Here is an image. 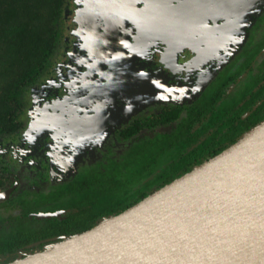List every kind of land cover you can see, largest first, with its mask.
<instances>
[{
    "label": "rangeland",
    "instance_id": "rangeland-1",
    "mask_svg": "<svg viewBox=\"0 0 264 264\" xmlns=\"http://www.w3.org/2000/svg\"><path fill=\"white\" fill-rule=\"evenodd\" d=\"M94 6L92 0H64L59 46L51 57L49 69L24 94L19 137L23 139L25 148L45 139L54 144L51 156L69 155L80 160V156L86 155V163H83L86 165L82 167L80 162L76 163L72 170L76 174L66 180V184L57 187L53 184L56 181L52 180V185L44 183L33 188L35 192L24 191L22 196L33 204L32 210L44 205L52 208L60 202L68 205L86 203L94 194L100 195L96 186L88 189L75 185L83 176L95 185H108L107 178L121 179L127 188V185L137 182L140 172H145L146 161L152 163V174L159 169L162 172L164 160L162 154L157 155L154 143L135 140L155 139L172 131L187 116L188 107L195 101L181 102L188 95L185 94L187 89L172 87L166 82H150V71L144 67H139L135 80L131 78V63H136L135 58L123 50L124 47L113 45L111 35L98 38L99 51L109 60L111 67L100 69V73L92 67L91 76H87L86 37L91 32L86 31V21L92 19L91 24L103 25ZM256 71L264 72V57L258 62ZM164 106L178 107L179 116L153 127L146 125L145 120ZM44 115L55 116L56 120L48 129L40 131L39 123ZM159 139L155 142H163ZM11 145L2 141L0 150L6 152ZM154 157H158V161L155 162ZM66 164L61 163L59 171L68 170ZM65 174L62 172L60 176L64 178ZM10 184L11 178L0 173V189ZM138 186H134V191H138ZM15 203L14 206L1 207L2 214L17 215L24 218L26 224L33 218L39 219L35 211L25 217L22 203Z\"/></svg>",
    "mask_w": 264,
    "mask_h": 264
},
{
    "label": "trees",
    "instance_id": "trees-1",
    "mask_svg": "<svg viewBox=\"0 0 264 264\" xmlns=\"http://www.w3.org/2000/svg\"><path fill=\"white\" fill-rule=\"evenodd\" d=\"M63 5L64 0H0V139L22 127L20 115L25 106V91L46 73L59 46ZM234 84L229 87L226 80L209 83L194 102L190 101L187 116L172 131L158 137L163 142H155L158 138L135 140L154 143L157 155L162 154L164 160L162 172L159 169L152 174V163L146 161L145 172H140L137 182L127 188L121 179L107 178L108 185H95L84 178L74 184L88 189L96 186L100 195L72 205L61 216L39 215L38 220L33 218L29 224L24 218L5 216L0 210V264L91 229L239 141L264 121V97L252 95L264 92V82L254 85L247 82L239 87ZM179 113L178 107L171 108L145 120V124L153 127L169 122ZM152 159L158 161V157ZM1 171L19 175L12 165ZM136 185L140 187L138 191H134ZM29 210L24 207L25 217H29Z\"/></svg>",
    "mask_w": 264,
    "mask_h": 264
},
{
    "label": "flooded vegetation",
    "instance_id": "flooded-vegetation-1",
    "mask_svg": "<svg viewBox=\"0 0 264 264\" xmlns=\"http://www.w3.org/2000/svg\"><path fill=\"white\" fill-rule=\"evenodd\" d=\"M92 1L95 3V0ZM106 1L113 2L117 8L118 2L130 1L134 4L135 1L141 0ZM148 1L151 2L152 7L158 6L161 1L162 7L160 12L158 10L152 15L147 14L148 17L145 12L135 10V16L145 24V28L142 29L144 33L132 21L110 30L95 4L97 16L103 25L91 24L92 19L86 21V31L91 32L86 37L87 76H91L92 67L96 68L98 73L102 68L108 70L111 67L109 60L100 53L98 46L100 35L106 37L111 35L109 37L113 45L116 43L117 46L124 47L123 50H127L135 58L136 63H131L133 67L131 78L137 77L139 67H144L150 71V75L148 74L150 82H166L172 87L187 89L185 94L188 95L181 101L183 103L196 99L208 83L219 80L229 82V87L236 85L234 82L237 83V87L246 85L247 82L251 85L264 82V72L256 71L258 62L264 57V0ZM109 6L112 7V4L110 3ZM138 6L146 5L141 2ZM123 14L128 16L126 11ZM114 17L107 19L111 25L116 26L113 20L117 18ZM152 25L155 27L152 28ZM252 95L263 98L264 92H254ZM170 109L171 107L164 106L150 118L157 117ZM55 120V116H42L39 130L48 129ZM2 141L3 144H12L8 151L0 150V173L11 178V184L0 190L14 186L10 196L0 202L2 207L14 206L17 204L15 202L20 201L23 207L30 209L28 215L35 211L38 216L40 212L45 211H60L56 216H61L65 211L71 210L72 204L62 202L52 208L44 205L32 210L33 204L22 195L26 189L35 192L33 188L40 187L44 183L52 185V180L56 181V184H53L57 187L66 184V180L74 178L76 174L72 171L76 163L80 162L79 166L82 167L86 165L83 164L86 163V155H77L81 157L80 160L74 159L76 156L69 155L51 156L54 144L48 143L45 139L25 148L19 132L0 139V144ZM61 163L63 165L67 163L68 170L59 171ZM6 165L17 168L19 175L1 171ZM62 172L66 173L64 178L60 176ZM84 178L83 176L82 179Z\"/></svg>",
    "mask_w": 264,
    "mask_h": 264
},
{
    "label": "water",
    "instance_id": "water-1",
    "mask_svg": "<svg viewBox=\"0 0 264 264\" xmlns=\"http://www.w3.org/2000/svg\"><path fill=\"white\" fill-rule=\"evenodd\" d=\"M142 2L149 8L148 2ZM139 3L130 4L132 10L144 7L138 6ZM95 4L110 30L125 23V20H120L116 26H110L102 10L104 3L101 7L95 0ZM159 4L151 10L160 12L161 2ZM262 163L264 121L227 149L156 189L123 212L111 215L89 230L3 264H264V212L249 220L228 224L242 230L219 237H176L172 235V226L162 224L170 218V213L183 210L186 203L194 205L207 199L220 187H229L240 175L254 172ZM13 189L14 186L0 190V202L6 200ZM58 214L60 211H45L39 215L51 217ZM109 220H114V224H109ZM140 230L146 231L148 236L142 235ZM76 236L83 238L86 246L83 252L64 249L62 254L54 257L47 254ZM140 242H149V245L140 246ZM34 256L39 257L32 259Z\"/></svg>",
    "mask_w": 264,
    "mask_h": 264
},
{
    "label": "bare ground",
    "instance_id": "bare-ground-1",
    "mask_svg": "<svg viewBox=\"0 0 264 264\" xmlns=\"http://www.w3.org/2000/svg\"><path fill=\"white\" fill-rule=\"evenodd\" d=\"M142 1L148 2L150 6L148 8L146 5L138 11H143L146 15H149V13L152 15L155 11L157 12V9L151 10L152 5L150 1L141 0L137 2ZM98 2L101 4V7L102 3H104L106 8L102 7V10L106 18L114 17L115 15L114 18H117L113 20L115 24L120 20H125L124 22L132 21L141 31L143 27L145 28L144 22L135 16V10H132L133 8L130 6V4L134 5L133 2H118L119 5L117 8H115L116 4L111 1L98 0ZM110 3L112 7L109 6ZM137 5H140V3ZM124 11L128 13L127 17L125 16L126 14H123ZM110 26L114 27L111 23ZM152 26V28H154L157 24ZM39 126L41 127V124ZM260 212H264V163L260 164L254 172L244 173L237 177L229 187H220L207 199L201 200L194 205L186 203L183 210L170 213V218L162 221V224L172 226V235L176 237H202L204 235L219 237L232 235L235 233L234 231L242 230V228H235L228 224L249 220ZM109 224H114V220H109ZM103 226L104 231H107L106 225ZM140 233L144 236H148L147 232L144 230H140ZM89 240L90 235L88 234V242ZM139 244L140 246H148L149 242H140ZM85 248L86 246L83 243L82 236H76L66 243L61 244L59 247L49 250L47 254L54 257L62 254L64 249H69L74 252H83ZM38 257L39 256H34L32 259Z\"/></svg>",
    "mask_w": 264,
    "mask_h": 264
}]
</instances>
